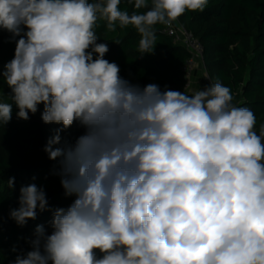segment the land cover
Instances as JSON below:
<instances>
[{"label":"clouds","instance_id":"obj_1","mask_svg":"<svg viewBox=\"0 0 264 264\" xmlns=\"http://www.w3.org/2000/svg\"><path fill=\"white\" fill-rule=\"evenodd\" d=\"M127 2L147 10L129 14L121 0H0V31L16 44L0 68L11 90L0 124L13 106L27 121L42 104V121L62 125L44 151L74 197L53 210L43 187L21 186L10 219L24 226L51 211V233L37 225L32 250L11 264H264V126L257 135L254 113L219 82L192 96L133 84L97 43L104 20L109 32L134 27L140 55L151 54L157 24L203 12L208 0ZM76 122L84 133L62 142Z\"/></svg>","mask_w":264,"mask_h":264},{"label":"trees","instance_id":"obj_2","mask_svg":"<svg viewBox=\"0 0 264 264\" xmlns=\"http://www.w3.org/2000/svg\"><path fill=\"white\" fill-rule=\"evenodd\" d=\"M119 7L129 14L147 10H135L127 0H121ZM178 20L202 43L204 70L211 84L219 82L229 87L232 104L247 107L254 113L256 124L253 130L259 135L264 126V0H208L203 12L186 11ZM165 27L164 24L155 26L157 41L154 51L142 56L138 51L141 37L134 27L121 29L117 25L115 32H109L106 21L99 20L95 31L99 37L97 43H106L109 47L104 58L119 66L122 78L141 87L154 83L161 90L167 87L192 96L183 72L191 53L164 34ZM10 37L6 30L0 31V68L14 57L16 44ZM116 40L120 43L113 42ZM10 91L6 81L0 80V95L5 102H11ZM17 111L13 106L11 121L0 124V264H11L18 254L32 250L29 241L34 238L37 225L43 224L51 233V211H37V218L28 220L24 226L10 219V210L19 207L21 186L35 183L43 187L48 206L53 210L67 208L74 199L65 197L60 177L54 174L56 162L50 160L44 151L48 139L62 125L42 121V104L36 114L29 113L27 121L17 118ZM83 133L84 129L76 122L61 132L62 142L74 143ZM11 177L15 178L13 189L7 187ZM13 247L16 252L12 251ZM97 255H100L98 250Z\"/></svg>","mask_w":264,"mask_h":264},{"label":"built area","instance_id":"obj_3","mask_svg":"<svg viewBox=\"0 0 264 264\" xmlns=\"http://www.w3.org/2000/svg\"><path fill=\"white\" fill-rule=\"evenodd\" d=\"M164 34L172 38L175 44L182 46L185 50L191 53L190 59L185 63L183 67L185 77L189 81L187 85L188 88L190 84V78L195 71L197 63L201 62L205 69L203 57L204 47L192 33L188 32L181 26L178 19L172 22L170 25H166ZM204 79L209 85H211V80L206 70L204 73Z\"/></svg>","mask_w":264,"mask_h":264},{"label":"crops","instance_id":"obj_4","mask_svg":"<svg viewBox=\"0 0 264 264\" xmlns=\"http://www.w3.org/2000/svg\"><path fill=\"white\" fill-rule=\"evenodd\" d=\"M204 67L201 62L197 63L195 71L190 78L189 92L195 94V92L204 89L209 86V84L204 79Z\"/></svg>","mask_w":264,"mask_h":264},{"label":"rangeland","instance_id":"obj_5","mask_svg":"<svg viewBox=\"0 0 264 264\" xmlns=\"http://www.w3.org/2000/svg\"><path fill=\"white\" fill-rule=\"evenodd\" d=\"M0 100L5 101V98L3 96L0 95Z\"/></svg>","mask_w":264,"mask_h":264}]
</instances>
